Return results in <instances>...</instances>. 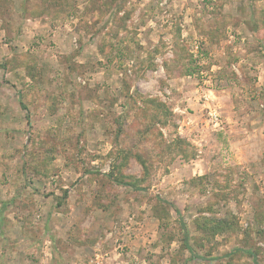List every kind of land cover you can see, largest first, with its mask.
I'll return each instance as SVG.
<instances>
[{
    "label": "rangeland",
    "instance_id": "374dc122",
    "mask_svg": "<svg viewBox=\"0 0 264 264\" xmlns=\"http://www.w3.org/2000/svg\"><path fill=\"white\" fill-rule=\"evenodd\" d=\"M0 264H264V0H0Z\"/></svg>",
    "mask_w": 264,
    "mask_h": 264
},
{
    "label": "trees",
    "instance_id": "16d2710c",
    "mask_svg": "<svg viewBox=\"0 0 264 264\" xmlns=\"http://www.w3.org/2000/svg\"><path fill=\"white\" fill-rule=\"evenodd\" d=\"M149 100H151V99H149ZM153 101V100H152ZM20 104H21V106L23 107V108H25V105L24 104H22V102H20ZM27 118H28V116H26ZM149 129H151L150 127H147V129L145 130V126H144V130L143 131H146V133H147V130H149ZM179 141H180V143H185L186 144V148H188V147H192V145H191V143L189 142V141H186L185 139H183V140H181V139H179ZM179 147L181 146V144H179L178 145ZM194 152H193V148H191V150H189V151H186L185 153H184V156H185V158L186 159H189V158H192L193 156H194ZM138 161L140 162V164L144 167V171L146 172V171H148V167H147V164H146V161L145 160H143L141 157H139L138 158ZM128 184V183H127ZM183 230V235H184V244H185V246H187L188 247V243H187V233H186V231L184 230V229H182ZM189 249L191 250V248L189 247ZM248 254H251L250 252H248ZM252 255V254H251Z\"/></svg>",
    "mask_w": 264,
    "mask_h": 264
},
{
    "label": "built area",
    "instance_id": "2783aa9c",
    "mask_svg": "<svg viewBox=\"0 0 264 264\" xmlns=\"http://www.w3.org/2000/svg\"><path fill=\"white\" fill-rule=\"evenodd\" d=\"M211 115V121L214 122V124H218V116L216 113H210Z\"/></svg>",
    "mask_w": 264,
    "mask_h": 264
}]
</instances>
